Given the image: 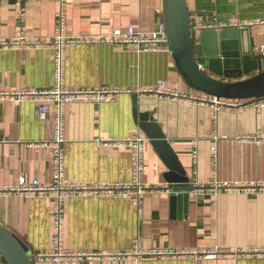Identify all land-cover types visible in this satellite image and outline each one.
I'll return each instance as SVG.
<instances>
[{
  "label": "crops",
  "instance_id": "obj_1",
  "mask_svg": "<svg viewBox=\"0 0 264 264\" xmlns=\"http://www.w3.org/2000/svg\"><path fill=\"white\" fill-rule=\"evenodd\" d=\"M65 6L66 35L104 41L73 44L64 50V85L121 92L112 100L64 107L63 180L87 185L129 183L131 148L122 141L139 134L146 139L142 182L158 189L144 195L140 209L124 194L65 197L62 247L72 255L57 264H264V254L214 259L192 255L204 249L224 253L239 247L264 248V103L214 115L206 104L144 92L165 81L168 86L176 83L189 96L204 95L182 77L168 43L147 51L107 40L116 29L150 32L165 25V0H66ZM186 6L191 25L223 24L216 31H226L222 39L213 29L192 34L194 42L202 40L206 52L227 55L215 56L211 63L219 79L256 73L245 74L240 62L237 68L233 50H239L235 41L240 42L242 32L244 46L252 37L258 49L264 47V0H186ZM56 9V0H0V39H11L20 30L29 38L51 36ZM20 10L23 21L17 15ZM239 25H245L248 33ZM224 58L230 60L227 66ZM54 81L51 48L0 47V92L45 90ZM135 108L152 114L185 178L167 167L140 130ZM54 124L53 112L38 116L36 101L0 97V225L21 238L31 255L53 251V198L12 189L21 178L37 177L45 185L52 182L49 143ZM193 175L210 188L191 195ZM183 178L189 185L178 184ZM216 182L241 188H214ZM32 261L53 264L51 258ZM0 264H6L1 256Z\"/></svg>",
  "mask_w": 264,
  "mask_h": 264
},
{
  "label": "built area",
  "instance_id": "obj_2",
  "mask_svg": "<svg viewBox=\"0 0 264 264\" xmlns=\"http://www.w3.org/2000/svg\"><path fill=\"white\" fill-rule=\"evenodd\" d=\"M57 9L54 13V29L51 36L40 38H29L22 30L11 39H0V47H14V46H45L49 47L53 51V65H54V84L45 90H32V91H14L10 93L0 92L1 96L16 97L18 99H31L37 102V113L40 118H45L49 112L54 113V136L49 145L52 148V165H53V179L49 185L43 184L37 177H33L27 181L21 178L17 187L12 191L22 194H40L51 195L53 198V223L54 231L51 232L50 239L53 242V251L50 253H37L30 255V259L35 258H51L53 264H57L60 259L70 257L72 253L63 250L62 247V229L61 218L64 210V199L68 195L78 193H90V194H124L126 197L132 200L133 204L140 209L144 195L152 190H157L158 187L153 185H146L142 182V174L144 172V142L145 137L136 134L128 139L122 141V143L129 145L131 148V179L129 183L117 186L111 185H87L82 182H67L63 180L64 174V151L63 143L65 141L63 129V109L71 103L80 101L88 102H102L114 99V95L121 92L116 88H68L63 83L64 77V50L73 44H79L83 42H95L104 41L103 38L95 39L94 37H80V36H68L65 34L66 29V0H56ZM18 18L24 20V12L20 10L18 12ZM240 27L244 25H239ZM223 27V24H215L213 22H206L191 25V34H194L196 30L201 29H215L218 30ZM108 41L121 46H132L138 50H151L157 51L161 44H167V33L163 23L154 31L144 32L135 30L133 27H128L126 30L116 29L107 38ZM261 49V48H260ZM264 51V47L261 49ZM145 93H151L160 97L168 98L174 101H190L193 103L209 105L214 115L223 109H244L253 105L258 107L261 103H264V94L251 98V99H227L217 98L211 95L189 96L181 92L176 83H172L170 86L165 81H161L154 89L144 91ZM256 99V100H254ZM264 139V137H263ZM43 145H46L44 143ZM193 161H196V149L192 151ZM195 169L193 174L195 175ZM193 175V183L190 182V193L193 196L201 194L207 191L210 187L203 185L195 181ZM214 188H222L220 183H214ZM223 188L237 189L239 186L224 185ZM80 254V253H79ZM144 254V253H141ZM150 255H157V252L148 253ZM263 255L264 248L259 247H239L231 252H220L217 250H200L193 251L192 255L205 258H218L220 256H238V255Z\"/></svg>",
  "mask_w": 264,
  "mask_h": 264
},
{
  "label": "water",
  "instance_id": "obj_3",
  "mask_svg": "<svg viewBox=\"0 0 264 264\" xmlns=\"http://www.w3.org/2000/svg\"><path fill=\"white\" fill-rule=\"evenodd\" d=\"M190 15L186 0H165L164 22L167 43L176 67L185 81L194 89L217 98L251 99L263 95L264 66L262 60L264 51L255 46L253 38L248 37L247 45L244 46L245 36L243 32L241 33L240 42L235 41L236 48H240L233 50L235 52L233 60L236 61L237 68H239V62L241 63L242 71L245 74L253 71L256 73L243 79L230 81L219 79L218 74L211 68V63L215 56L217 58L219 55L221 57H227V55H224V51L223 54L216 51L208 53L201 44L202 40L194 42L190 28ZM240 30L248 33V28L245 25L240 27ZM204 31L206 30H202L203 33ZM213 31L218 33L219 39H222L226 33L225 30L216 32L217 30L213 29ZM222 62L224 66H227L230 60L224 58ZM136 113L140 130L149 139L164 163L169 169L175 170L181 177H184L186 172L177 161L176 155L158 123L152 119V114L150 112L138 113L135 108ZM184 178L177 181L178 184L187 185L188 181ZM30 255L31 251L24 241L0 225V256L6 264H34Z\"/></svg>",
  "mask_w": 264,
  "mask_h": 264
}]
</instances>
